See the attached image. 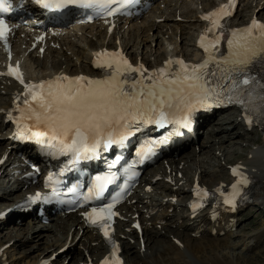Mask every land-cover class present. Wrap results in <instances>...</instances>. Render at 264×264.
<instances>
[{"label":"snow or ice","instance_id":"obj_1","mask_svg":"<svg viewBox=\"0 0 264 264\" xmlns=\"http://www.w3.org/2000/svg\"><path fill=\"white\" fill-rule=\"evenodd\" d=\"M35 2L53 11L75 6L93 10L97 15L113 16L132 0ZM114 4H119V7L113 8ZM235 4L236 0H228L227 4L202 17L210 22L199 42L207 54L202 63L189 65L183 60H169L164 67L145 75L147 70L143 65L133 67L118 51L96 52L95 66L110 70V75L104 79L57 76L39 83H27L23 94L25 107L18 109L21 116L16 122L28 120L34 121L36 126L43 125L47 130L32 132V136L38 140L48 137L50 142H55L50 143V147H59L62 154L72 153V163H77L89 158V154H95L101 144L107 149L122 143L133 134V126L136 130L148 124H155L158 128L171 123L190 127L191 116L196 111L213 106L226 103L241 106L249 126L253 123V114L264 119V23L253 19L247 27L233 30L227 38V55L217 57L215 54L223 37V33L217 34V30L221 28V21L232 14L230 9ZM11 10L9 0H0V14ZM10 31L3 15H0V41H4L6 47ZM208 33H213L214 38L209 39ZM173 63L179 65L175 72L170 71ZM213 64L215 71L209 67ZM131 73H138L139 79L130 83ZM6 74L24 84L18 66H9ZM174 111L183 114L179 119H173ZM20 135L25 138L23 130ZM167 139L162 137L146 142L137 153L139 160L142 162L154 154L155 147ZM232 174L237 181L232 185V195L225 197L224 203L235 208L239 186H246L249 180L238 167L232 169ZM113 179V175L97 176L93 187L83 197L84 201L99 199ZM53 194H56L55 188ZM118 202L119 197H114L112 202L84 213L90 224L101 227L105 237H109L111 225L108 222L116 215L113 208ZM200 206L196 204L193 207ZM117 252L118 248L114 247L111 257L105 258L102 264H122Z\"/></svg>","mask_w":264,"mask_h":264},{"label":"bare ground","instance_id":"obj_2","mask_svg":"<svg viewBox=\"0 0 264 264\" xmlns=\"http://www.w3.org/2000/svg\"><path fill=\"white\" fill-rule=\"evenodd\" d=\"M250 4L248 5V19L251 18V16L254 14L255 9L264 6V0H250ZM251 3L255 4V6L252 7ZM180 5V4H179ZM179 5H176V10L173 11L172 15H166V19L163 20L162 23H157L156 20L147 22V20L143 21L141 25H138L137 23H133L129 25L128 30H119L117 34H119L120 40L122 42V45L124 46L125 50L128 53L134 54V56H141L145 55L148 51L153 54L154 60H156L158 57H160L165 52H168L169 50H165L164 47H162V41L167 42V44L171 43V39L173 38H182V35L186 32V29H198V27L201 26V8H204V4L201 6V3L198 4L201 6V8L195 9L191 4L186 3L183 4L181 7H179L178 13L177 8ZM189 8V9H188ZM186 9H188L186 11ZM244 9L238 10V12H242ZM263 9L260 10L263 11ZM180 16L182 19H185L184 21H178L177 17ZM260 18H264L263 14H260ZM240 24V23H238ZM126 32L127 40H123V33ZM169 35L168 38H164L165 35ZM91 38L86 37V39L82 42L77 44H72L69 49L65 50L64 53L61 55L66 62V68L67 70L76 71L78 70V66L83 62V64L80 66L81 68H86V56L84 55H90V51L98 47L97 41L92 38V34L90 35ZM186 37V36H185ZM97 40H99V44H103L105 41V38H99L96 37ZM96 41V42H95ZM84 42V43H83ZM112 41H108L109 46H114ZM65 43L67 44V41L65 40ZM82 43V44H81ZM69 45V44H68ZM194 45V42L192 43V47ZM190 48H187L185 45H181V54L188 53ZM195 50V48H194ZM67 52L73 53L75 55V58H72L70 60L71 56L70 54L67 55ZM194 54V52H193ZM56 58L54 59L53 68L58 69L61 65L60 63V55H54ZM157 57V58H156ZM146 61V59H145ZM229 122L228 126H222V123H220L219 127L216 129L215 133H223V135L220 136L219 142L221 143L219 147L221 148L222 154L225 152V146L224 142L228 141V143H232L233 141H236L235 139L245 134L244 131L237 130L239 126H241L242 121L240 119L234 118V119H228L226 120V123ZM213 138V142L216 143V137ZM253 137L250 138L252 140ZM1 142V141H0ZM204 143H200V150L201 147H204ZM195 150V147L193 148V151ZM247 153L252 154V159L247 160L249 165V170L252 174V176L255 178V185L253 187L252 191V204L254 206H264V138L262 137L259 141V145L256 148H251L247 150ZM179 159H183L182 157H178ZM226 159H229L227 156L224 157L222 160L219 161L218 167L220 170L223 169L224 164L226 165ZM179 164H176L174 160L172 159L170 163L171 171H175L177 173V166L179 167ZM200 170L196 167V171ZM201 173L207 174L208 171L205 169L201 170ZM188 172H183V176H185ZM176 181H179L177 179ZM164 190V196H167L172 192V185H165L163 187ZM5 186L0 184V198L1 199H7V195H5ZM179 191H181L184 194L188 193V188L179 187ZM4 205H11L8 201L7 203H2ZM170 204V203H169ZM173 204L176 208L178 207V202H173ZM181 210L175 209L172 213H164L162 217L167 218L168 220H171L163 225V228L165 229V232L167 234H170L174 230L179 229L182 227L181 232L176 233V238H178L184 246H191L195 254L203 247L205 246L204 238L198 240L193 239L190 236V231L193 230V221L189 219H185L184 221L175 225V221L178 218H183V215L178 214ZM170 215L171 217H169ZM202 221L207 222L208 221V214H203L200 218ZM20 224V223H19ZM50 226V227H49ZM1 227V226H0ZM24 227V228H23ZM227 225L223 224L219 226V229H227ZM82 229V223L78 222V219L74 215H68L64 221L60 220L57 217H50L47 219L46 222H43L41 220H35V219H28L27 221H23L20 225H18L17 230L14 229V227L11 229L10 238H14L12 242V247L15 248V246L20 247L21 245H25V243L33 242L32 246H30L26 251H29L28 257L34 256L35 258L38 256H46L49 249L53 246H55L58 243H61L60 246L64 245L68 242L69 235H71L70 243L74 240L75 237H78V241L74 243V245H71L70 248H68L67 251H64V259H66L67 256L70 257L68 264H72L73 260L75 259L74 256H78L79 261L84 260L83 256H94L97 253L100 252L97 250L98 246H96L94 242L95 239H89L87 234ZM161 232H159L155 228H149L146 231V247H148V241L156 236H160ZM13 234V236H11ZM209 235V234H208ZM230 235V234H228ZM226 235V236H228ZM252 238H256L257 234L250 236ZM49 238H52V243L49 244ZM164 240V245L161 243L160 246H153L150 249V256H145L140 251V242H134L130 243L131 240L128 238L124 241V252L125 256L127 257V260L129 264H196L193 262H190L187 258H185L182 255V252L179 250L178 246L176 245L175 241L173 240H165V237H162ZM249 238V237H248ZM223 240H227L226 238H223ZM222 240V241H223ZM253 240V239H252ZM255 240V239H254ZM9 241V240H7ZM254 242V241H253ZM220 243V242H219ZM156 244H159L158 242ZM211 246H219L217 242L211 241L209 243ZM223 244V243H222ZM227 246L231 247L230 249V255L227 254H217L213 253L210 257L204 258L205 262L200 264H246L247 261L250 260L251 256H239L237 251L239 248H237L236 244H228L224 243ZM256 244V242H255ZM200 245V246H199ZM27 247V246H26ZM240 251H249L253 248L252 243L249 244V241H243L240 245ZM149 248V247H148ZM59 249L56 248V250ZM23 251V249H22ZM172 251L175 253V261L173 260L174 257H163L162 252H168ZM82 252V253H81ZM71 254V255H70ZM74 254V256L72 255ZM130 255V256H129ZM60 256V255H58ZM101 256V254H99ZM254 255H252L253 257ZM34 261L32 260V263ZM248 264V263H247Z\"/></svg>","mask_w":264,"mask_h":264},{"label":"rangeland","instance_id":"obj_3","mask_svg":"<svg viewBox=\"0 0 264 264\" xmlns=\"http://www.w3.org/2000/svg\"><path fill=\"white\" fill-rule=\"evenodd\" d=\"M188 9H186V11ZM220 117H222V116H220ZM225 125H228V124H225ZM244 145H245V142L242 143L241 147H244ZM206 178H208V177H206ZM239 218H240V220H239L238 229L234 232V235L231 237V240H238L239 239L238 236L240 234H242V233H252L254 231H257L260 227H263L264 226V209L259 208V207H257V208L249 207L248 209H245L240 214ZM7 234L8 233H6V235ZM261 241H263V243H261L254 250L255 255L253 257L251 256L250 260L247 261L248 264H264V234L261 237ZM31 243H33V242H31ZM31 243L29 245H27V247L22 248L23 251H26L30 246H32L33 244H31ZM25 244H27V243H25ZM72 245H74V244H72ZM14 251L16 252V251H18V249L14 250ZM15 252H14V254H15ZM21 260H22V258H19L17 260V262L23 263L24 261H21Z\"/></svg>","mask_w":264,"mask_h":264}]
</instances>
